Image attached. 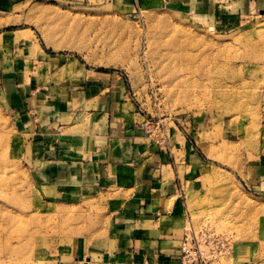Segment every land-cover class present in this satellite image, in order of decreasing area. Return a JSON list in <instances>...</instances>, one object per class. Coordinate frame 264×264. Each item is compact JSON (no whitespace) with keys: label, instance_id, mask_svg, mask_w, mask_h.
Listing matches in <instances>:
<instances>
[{"label":"rangeland","instance_id":"1","mask_svg":"<svg viewBox=\"0 0 264 264\" xmlns=\"http://www.w3.org/2000/svg\"><path fill=\"white\" fill-rule=\"evenodd\" d=\"M225 6L209 14L189 0H0V39L32 29L58 60L121 78L153 136L200 177L195 191L182 190L183 230L226 240L213 264H264V191L247 177L264 142V16L227 22ZM4 50L13 53L0 42ZM53 131V141L64 137ZM38 150L0 91V264H84L111 243L128 192L47 191L29 161Z\"/></svg>","mask_w":264,"mask_h":264},{"label":"crops","instance_id":"2","mask_svg":"<svg viewBox=\"0 0 264 264\" xmlns=\"http://www.w3.org/2000/svg\"><path fill=\"white\" fill-rule=\"evenodd\" d=\"M189 1L209 14L229 4L231 10L222 13L227 22L264 16V0ZM29 30L0 39L13 49L7 57L0 51V91L17 126L39 148L29 156L36 177L47 191L74 197L114 187L128 192L112 217L111 243L84 264L179 262L187 218L182 190L196 189L200 177L193 176L194 165H179L171 141L165 145L153 136L121 78L78 60H58L61 54ZM20 31L30 36L17 39ZM57 128L64 137L53 141ZM247 177L255 190L264 191V142Z\"/></svg>","mask_w":264,"mask_h":264},{"label":"built area","instance_id":"3","mask_svg":"<svg viewBox=\"0 0 264 264\" xmlns=\"http://www.w3.org/2000/svg\"><path fill=\"white\" fill-rule=\"evenodd\" d=\"M225 246L224 238L207 231L185 232L180 260L171 264H213L215 254Z\"/></svg>","mask_w":264,"mask_h":264},{"label":"bare ground","instance_id":"4","mask_svg":"<svg viewBox=\"0 0 264 264\" xmlns=\"http://www.w3.org/2000/svg\"><path fill=\"white\" fill-rule=\"evenodd\" d=\"M259 45H260V44H259ZM263 45H264V44H263ZM260 46H261V45H260ZM260 46H259V47H260ZM263 49H264V48H263Z\"/></svg>","mask_w":264,"mask_h":264}]
</instances>
